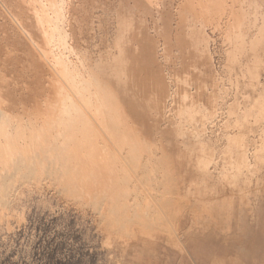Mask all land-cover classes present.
<instances>
[{
	"label": "bare ground",
	"instance_id": "6f19581e",
	"mask_svg": "<svg viewBox=\"0 0 264 264\" xmlns=\"http://www.w3.org/2000/svg\"><path fill=\"white\" fill-rule=\"evenodd\" d=\"M178 2L0 0V225L47 191L117 264H264V0Z\"/></svg>",
	"mask_w": 264,
	"mask_h": 264
},
{
	"label": "rangeland",
	"instance_id": "374dc122",
	"mask_svg": "<svg viewBox=\"0 0 264 264\" xmlns=\"http://www.w3.org/2000/svg\"><path fill=\"white\" fill-rule=\"evenodd\" d=\"M179 1L182 2V0ZM178 3V0H172L173 9L178 7ZM83 32L78 34L75 31V37L77 38L75 41H78L76 44L78 43L80 46L82 44H84L82 46L87 45L90 49L89 52L94 53V50L98 47L96 44L99 42V36L97 37V35H92L93 33L89 32L87 34L86 30H83ZM109 36L105 38L106 41L104 40L106 43L111 42V36ZM217 38L221 46L222 57L224 56L222 38L220 35H217ZM81 40L85 42L82 43ZM46 192H43L42 196L39 195V197L35 194L29 197L25 196V200H21L20 205L15 207L16 215L9 219L8 223L3 222L0 225V264H117L118 257L108 252L102 244L103 237L95 231L91 214L87 213L84 216L82 211L65 204L61 197H54V195ZM57 202H60V205ZM19 217L24 219L21 221ZM7 224L11 229L9 226L6 227ZM4 227L11 231H5ZM5 236L6 238H4ZM243 248L249 252L252 249L258 250L260 247L247 244ZM237 252V248L232 246L227 253L235 254ZM253 261L249 256L244 259L246 264H251ZM232 263L237 264L239 262ZM205 264L209 263L206 262ZM225 264H228V262Z\"/></svg>",
	"mask_w": 264,
	"mask_h": 264
}]
</instances>
